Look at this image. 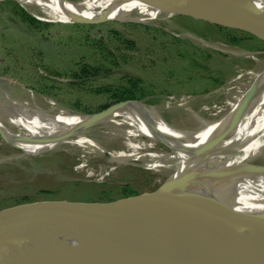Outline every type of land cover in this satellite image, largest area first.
Listing matches in <instances>:
<instances>
[{
    "label": "rangeland",
    "instance_id": "rangeland-1",
    "mask_svg": "<svg viewBox=\"0 0 264 264\" xmlns=\"http://www.w3.org/2000/svg\"><path fill=\"white\" fill-rule=\"evenodd\" d=\"M11 1L0 0V87L21 95L24 89L41 93L72 111L100 112L127 101L118 96L129 91L125 94L134 97L130 100L144 101L150 107L135 105L154 106L167 121L186 120L190 110L205 118L218 117L231 101L232 88L246 82V71L262 67L264 60L263 37L206 12L149 23H56L28 12L46 24L32 25ZM186 32L243 53L207 47ZM121 126L112 122L109 128ZM102 127L92 130L100 132ZM1 134L0 224L7 240L80 226L111 207L128 205L163 183L168 185L166 177L142 167L140 161L116 163L106 154H88L67 144L26 156ZM94 137L109 152L123 147L104 135ZM253 159L264 164V147ZM225 204L223 198L215 208L221 211ZM219 217L208 224L217 229ZM50 258L38 244L16 241L8 246L0 264H42Z\"/></svg>",
    "mask_w": 264,
    "mask_h": 264
},
{
    "label": "bare ground",
    "instance_id": "bare-ground-1",
    "mask_svg": "<svg viewBox=\"0 0 264 264\" xmlns=\"http://www.w3.org/2000/svg\"><path fill=\"white\" fill-rule=\"evenodd\" d=\"M20 1L30 14L56 23L110 20L149 23L195 12L222 19L233 15L217 10L224 9L219 0ZM251 1L264 12V0ZM260 20L264 23V14ZM185 34L207 47L234 55L243 53L238 48ZM260 65L246 71L247 81L232 88L231 101L219 111L218 117L205 118L190 110L186 120L173 122L167 121L156 107L144 109L135 105L141 102H128L106 115L95 116L71 111L32 90L24 89L21 95L9 87H0L1 137L26 156H39L67 144L88 154H106L116 163L140 161L142 167L166 177L168 185L178 182L176 200L177 195L184 194L211 206V210L198 215L206 223L220 215L216 229L220 233L234 241L264 248L257 222L250 215L264 218V164L253 159L264 147V60ZM112 122L123 126L111 129ZM96 125H103L104 130H92ZM97 134L104 135L107 141L121 143L122 149L109 152L94 137ZM223 198L226 204L219 211L215 205ZM140 214L139 219L119 224L114 235H119L118 238L125 235L131 242L141 240L174 252V248L184 243L178 232L163 229L147 210ZM42 264H55V261L52 257Z\"/></svg>",
    "mask_w": 264,
    "mask_h": 264
},
{
    "label": "water",
    "instance_id": "water-1",
    "mask_svg": "<svg viewBox=\"0 0 264 264\" xmlns=\"http://www.w3.org/2000/svg\"><path fill=\"white\" fill-rule=\"evenodd\" d=\"M219 1L224 9L217 10L233 14L225 18V22L264 38V23L260 20L264 14L262 9L251 0ZM128 102L148 105L141 100H127L100 112L84 114L106 115ZM177 186V181L169 185L163 183L156 190L138 196L128 205L111 207L93 221L57 233L7 240L4 239V224H0V260L11 243L29 240L47 250L55 264H264V248L234 241L210 226L199 217L198 212L209 211L211 206L184 194L177 195L176 200L174 195ZM144 210L156 218L163 229L170 233L178 232L179 238L188 247L183 243L174 248L175 252L166 251L149 242H131L125 235L119 238V235H114L120 226L119 222L130 220ZM250 215L256 220L259 236L264 243V218L254 213ZM96 243L99 245L96 246Z\"/></svg>",
    "mask_w": 264,
    "mask_h": 264
},
{
    "label": "trees",
    "instance_id": "trees-1",
    "mask_svg": "<svg viewBox=\"0 0 264 264\" xmlns=\"http://www.w3.org/2000/svg\"><path fill=\"white\" fill-rule=\"evenodd\" d=\"M11 2H13L18 8H19V10L23 13V15H24V19L25 20H27V21H30L31 23L30 24H32V25H34V24H41V25H46V24H44L42 21H40V20H38V19H36L35 17H33L32 15H30L28 12H26L17 2H14V1H11ZM127 42H130V41H127ZM233 43V42H232ZM233 44H237V43H233ZM41 92L43 93V94H46L47 92L45 91V90H41ZM129 91H127V92H125V91H123L122 92V94H120L118 97H120L121 98V101L122 100H130V99H133L134 97H132V96H126V94L125 93H128ZM47 95V94H46ZM86 112H84V113H92V112H90V111H88V110H85ZM83 113V112H82ZM125 191H127V188H125Z\"/></svg>",
    "mask_w": 264,
    "mask_h": 264
}]
</instances>
